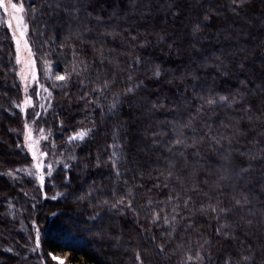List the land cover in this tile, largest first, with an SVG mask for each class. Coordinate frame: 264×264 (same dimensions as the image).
<instances>
[{
    "label": "trees",
    "instance_id": "obj_1",
    "mask_svg": "<svg viewBox=\"0 0 264 264\" xmlns=\"http://www.w3.org/2000/svg\"><path fill=\"white\" fill-rule=\"evenodd\" d=\"M23 4L53 97L42 119L53 170L44 189L28 174L22 131L31 114L26 120L15 107L22 90L14 41L0 21V264H39L31 251L37 228L48 264H56L50 252L65 264H139L136 252L143 264H244L243 256L264 264V0ZM136 57L142 64L133 67ZM65 72L73 73L66 82L55 80ZM105 80L114 83L93 92ZM137 83L109 112L114 96ZM219 95L243 100L204 103ZM93 123L85 141L68 143ZM15 169L23 170L7 175ZM58 192L66 195L51 199ZM120 198L137 215L99 204ZM210 206L229 211L217 219Z\"/></svg>",
    "mask_w": 264,
    "mask_h": 264
},
{
    "label": "snow or ice",
    "instance_id": "obj_2",
    "mask_svg": "<svg viewBox=\"0 0 264 264\" xmlns=\"http://www.w3.org/2000/svg\"><path fill=\"white\" fill-rule=\"evenodd\" d=\"M236 3V0H233V4ZM244 3V0H240V4L238 6H242ZM0 9L3 10V12L5 14L9 13V10H11V13L13 15V18L15 19V26L16 29H18L19 31V37H17L16 32H13V39L16 41V50H17V61L19 62V51H20V43L21 40L24 41V47L25 49H27L28 51V55H29V69L31 70V78L33 80V82H38V78L34 69V65H35V61L33 59H31L32 57V51L31 48L28 45V41L25 39L26 36V32H27V28L28 25L25 23V8L23 5V0H21V2L18 4L17 2H14V0H0ZM32 11L34 12L35 9H32ZM7 27L9 29L12 28V21L9 20L7 21ZM199 31V25H196L194 28V32H198ZM135 39V38H133ZM74 56H75V50H74ZM83 63V61H82ZM142 64V60L139 57L134 58L133 60V67L135 66H139ZM53 67H55V65H53ZM153 73H154V77L156 79H159L162 69L157 65L154 69H152ZM76 72V69L73 68V73ZM73 73H69V72H65V74H59V75H55V80L56 81H63L66 82ZM127 79L129 81L133 80V76L131 75V73H129ZM114 83V81H108L105 80L103 83V86L99 89H93V92L99 91V92H104L105 90L109 89L111 87V85ZM243 83V82H242ZM141 85L139 83L137 84H133L130 87L126 88L123 93L120 94H116L114 96L113 102L109 105V112L114 113L118 107L121 105L122 101L124 98H126L128 95L130 94H134L135 91L140 87ZM40 87H43L42 85ZM44 91H47L46 88L43 89ZM35 95L39 96V92H37L35 89L33 90ZM25 92H27V86H25ZM49 95H51L49 93ZM203 99V98H202ZM243 100V95L240 96L239 100L236 98V96H223V95H219L218 98H213V97H209L207 98L204 103L206 105H208L209 107L214 106L217 103L220 104H227L229 106L239 103ZM92 103H95V101H93ZM32 104V98L30 96H27L24 100H23V107H21V104H15L16 108H20L22 113L24 114L25 119L27 120L28 118V113H27V106ZM98 106V105H97ZM157 107L156 104H153V108ZM33 109H35V105H33ZM204 109V104H202L197 111L198 112H202ZM250 110V109H248ZM33 118L34 120H39L40 118V113L39 112H35L33 111ZM61 127H63V122H61ZM24 129H25V134H24V140L27 143V147L30 151L31 154V160H32V167L34 169L33 172H29V175H34L35 178L39 181V185L41 187L44 186L45 180H46V175L48 177H51L52 175V166L51 164H46L44 162L45 158L48 156L47 152L44 151H37L35 144L36 141H34L32 139V133L31 130L29 129V126L27 123L24 124ZM95 131V123L92 124L91 127H87L81 130H78L76 132L73 133V135L69 136L67 138L68 143H73L75 141H80L83 142L85 141L90 134H92ZM176 145H182L184 142L181 139H177L174 142ZM18 147L20 146L19 144L17 145ZM115 155V153H114ZM70 159H76L75 156L70 157ZM111 160V158H110ZM113 163V166L115 167V161L112 160L111 161ZM63 167L64 169H68L70 166L68 163H63ZM23 169H15V170H9L7 175L11 176L13 178H15V172H19L22 171ZM117 175H119V171L117 170ZM171 175V173H169V176ZM70 180V177H65L64 181H65V186H68V181ZM165 187H167V185H165ZM66 195L65 193H56V195L52 196L51 199H57L58 197L64 196ZM91 197V192L87 193L85 196H81L78 197V200H84V199H88ZM47 198V197H46ZM171 199V198H170ZM151 203V202H149ZM188 201H185V204H187ZM100 206H110L112 209L117 210L118 212H120L121 215L124 214V211H132L133 215H137V213L135 212V209H133L132 207V201L131 200H125L123 198L117 199L115 203H112L109 205V202L107 200L104 201H100L99 202ZM236 204H240V201L237 200ZM211 207V211L213 213L216 214V218L219 219L220 218V214H227V212L229 211V209L226 208H219L217 209V207L214 206H210ZM203 211V209H202ZM53 215H56L55 213H53ZM99 215V213L94 214L93 216L90 217V219H96L97 216ZM159 219V216H153V221ZM167 217H165V223H167ZM221 233V229L218 228L217 229V234L219 235ZM225 238H228V233H224ZM155 239V237H153V240ZM36 247H34L33 249H31V251L35 252L37 248L40 247V232L39 229H36ZM160 247V250L163 251V246L160 245L158 246ZM8 251H12L11 249H8ZM49 257L51 258L52 261H55L56 264H65V262L63 260H61L59 257H57L54 253H48ZM135 259L137 262H139V264H143V261L141 259V255L139 252H136L135 254ZM189 259H191V257H189ZM250 260L249 256H243L242 257V261L244 262V264H248Z\"/></svg>",
    "mask_w": 264,
    "mask_h": 264
},
{
    "label": "rangeland",
    "instance_id": "obj_3",
    "mask_svg": "<svg viewBox=\"0 0 264 264\" xmlns=\"http://www.w3.org/2000/svg\"><path fill=\"white\" fill-rule=\"evenodd\" d=\"M14 2H17L19 4L21 2V0H14ZM24 8H25V6H24ZM25 12H26V9H25ZM9 20L12 21V28L9 29L11 34L13 32H16L17 37H19V31H18V29H16L15 19L13 18L11 10H9L8 14H5L3 12V10L0 9V21L4 25L7 26V21H9ZM25 23L28 25L25 39L28 41V45L31 48V51L33 54L31 59H33L35 61L34 69H35V72H36V75L38 78V82H33L32 78H31V70L29 69V64H28L29 55H28L27 49H25V47H24V41L21 40V43H20L19 62H18L17 61L16 41L13 39L14 50H15V59H16L17 67H18L17 68V76H18V80L20 82L21 90H22V100L19 104H21V107H23V100L27 96H30L32 98V104L27 106V113L29 112L31 114V117L29 120L26 121V123L28 124L29 129L31 130L32 139L34 141H36L35 147H36L37 151L38 152L39 151L46 152L45 142L48 141L49 137H48L47 130L44 126V121H42V119L44 118V111H47L49 109V107L51 106V103L53 102V97H52V93H51V90L49 88L48 82L44 78L43 79L40 78L36 56H35L34 50L32 48V45H31L30 39H29L30 28H29V24L27 21V13L25 15ZM12 38H13V35H12ZM41 85L43 87H40ZM25 86H27V92H25ZM44 88H46L47 91H44L43 90ZM34 89L37 92H39V96L35 95V93L33 91ZM49 93L51 95H49ZM33 105H35V109H33ZM33 111L40 113L39 120H34ZM24 134H25V129L23 127V131H22L23 145L26 148V150L30 153V151L27 147L28 142H26L24 140ZM49 159H51V158H48V156H47L45 158L44 162L47 164V161ZM55 161H61V158L57 157L55 159ZM52 170H53V168H52ZM33 171H34V169L31 165V172H33ZM47 177L48 176L46 175V178ZM34 179L37 181V184L39 185V181L36 178H34ZM42 188L44 189V186ZM46 197H48V195L47 194L45 195V193H44V199ZM35 241H36V230L34 231V239H33V243H34L33 246L34 247H36ZM64 241L69 242L70 239L66 238V240H64ZM36 251L38 252V254L40 256V263L39 264H48L47 254H45V252L43 251L41 234H40V247L37 248ZM43 254H44V257H41V256H43ZM52 262H55V261H52Z\"/></svg>",
    "mask_w": 264,
    "mask_h": 264
}]
</instances>
